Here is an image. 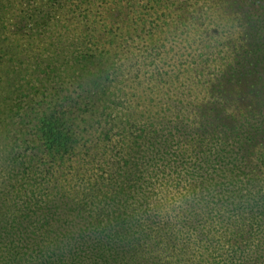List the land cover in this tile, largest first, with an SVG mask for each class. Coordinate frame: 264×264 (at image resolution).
Masks as SVG:
<instances>
[{"label":"trees","instance_id":"1","mask_svg":"<svg viewBox=\"0 0 264 264\" xmlns=\"http://www.w3.org/2000/svg\"><path fill=\"white\" fill-rule=\"evenodd\" d=\"M0 264H264V0H0Z\"/></svg>","mask_w":264,"mask_h":264}]
</instances>
